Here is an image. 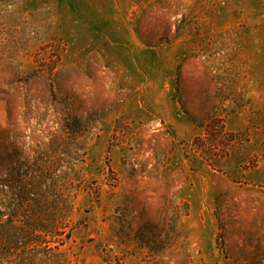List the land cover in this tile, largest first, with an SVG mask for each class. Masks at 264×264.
Segmentation results:
<instances>
[{"label": "rangeland", "instance_id": "obj_1", "mask_svg": "<svg viewBox=\"0 0 264 264\" xmlns=\"http://www.w3.org/2000/svg\"><path fill=\"white\" fill-rule=\"evenodd\" d=\"M0 264H264V0H0Z\"/></svg>", "mask_w": 264, "mask_h": 264}, {"label": "trees", "instance_id": "obj_2", "mask_svg": "<svg viewBox=\"0 0 264 264\" xmlns=\"http://www.w3.org/2000/svg\"><path fill=\"white\" fill-rule=\"evenodd\" d=\"M33 189H34V188H33ZM32 194H35V192H34L33 190H30V193L27 194V195L30 196L28 200L35 199V198H33L34 196H32ZM28 200H27V201H28ZM32 218H33V219H32L33 222H32L31 224L28 225V229H27L29 232H35V231H38V227H39L38 224H39V223H43L42 220H41V221L39 220V218H40L39 216H37V217H33V216H32ZM50 227H51V226H48V227L46 228V230L48 231V229H50ZM34 229H35V230H34Z\"/></svg>", "mask_w": 264, "mask_h": 264}]
</instances>
